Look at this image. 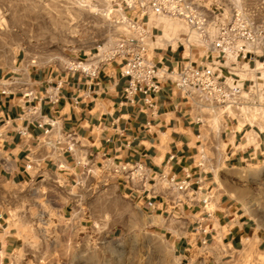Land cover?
I'll return each instance as SVG.
<instances>
[{
    "label": "crops",
    "instance_id": "0c3cea01",
    "mask_svg": "<svg viewBox=\"0 0 264 264\" xmlns=\"http://www.w3.org/2000/svg\"><path fill=\"white\" fill-rule=\"evenodd\" d=\"M0 4L7 10L6 0ZM3 34L0 264H61L59 257L40 252L35 233L40 222L67 234L77 231L89 241L93 233L113 238L127 219L138 234L153 241L159 234L167 241L170 251L163 264H170L172 250L180 264H243L264 252V213L242 199L231 179L264 161V134L225 121L219 132L222 156H210L204 173L197 162L205 128L173 82L164 81L160 92L150 94L153 106L142 93L131 104L119 63L104 62L91 77L43 55L37 61L13 59L12 42ZM159 55L164 66L173 68L187 51L179 47ZM57 86L60 100L54 104L49 94ZM106 160L144 163L157 181V194L148 192L151 185L137 191L121 180H108L100 170ZM162 175L190 177L195 201L174 204V189L159 180ZM126 210L135 215L128 217ZM97 223L99 231L94 230Z\"/></svg>",
    "mask_w": 264,
    "mask_h": 264
},
{
    "label": "built area",
    "instance_id": "2783aa9c",
    "mask_svg": "<svg viewBox=\"0 0 264 264\" xmlns=\"http://www.w3.org/2000/svg\"><path fill=\"white\" fill-rule=\"evenodd\" d=\"M115 4L121 12L115 22L125 25L123 33L109 47L99 45L92 56L68 58L64 69L94 77L104 62H117L127 79L125 97L131 104L142 93L153 106L150 94L160 92L168 80L191 104L195 121L206 130L217 129L212 123L217 116L223 119L222 126L225 121H236L264 134V0H118ZM166 21L183 28H167ZM179 47L187 55L173 68L164 66L159 53ZM49 98L54 104L59 102V86ZM45 124L44 120L38 123L40 127ZM74 144L67 146L69 152ZM209 158L201 149L197 168L204 173ZM100 170L108 174V180H121L137 191L151 185L148 192L157 194L155 177L140 161L106 160ZM159 180L174 189V204L195 201L190 177L162 175ZM10 264L21 263L13 260Z\"/></svg>",
    "mask_w": 264,
    "mask_h": 264
},
{
    "label": "rangeland",
    "instance_id": "374dc122",
    "mask_svg": "<svg viewBox=\"0 0 264 264\" xmlns=\"http://www.w3.org/2000/svg\"><path fill=\"white\" fill-rule=\"evenodd\" d=\"M6 1L7 10L0 4V42L3 33L7 32V39L12 42L13 59L19 56L20 59L26 57V60L37 61L43 55L65 64L72 55L92 56L99 45L109 47L126 28L115 22L121 19L115 4L118 0ZM80 4L84 7H80ZM165 23L167 28H183L169 21ZM216 118H213L212 123L217 125V129H205L201 149L207 156L219 157L223 153L218 146L222 144L219 132L223 129V119ZM235 175L231 179L241 188L242 199L255 205L259 213H264V161L242 169ZM126 215L135 214L126 210ZM108 218L112 221L110 214ZM62 229L59 226L50 227L46 222L35 224L40 252L59 257L61 264H163V256L169 255L170 251L161 235L156 234L153 241V238L138 234L127 219H124V225L115 236L107 239L93 233L91 240H83L77 231L67 234ZM46 230L51 233L47 234ZM94 230H101L100 223ZM46 235L50 241L43 238ZM170 264H180L173 250ZM243 264H264V252L257 258L245 259Z\"/></svg>",
    "mask_w": 264,
    "mask_h": 264
},
{
    "label": "bare ground",
    "instance_id": "6f19581e",
    "mask_svg": "<svg viewBox=\"0 0 264 264\" xmlns=\"http://www.w3.org/2000/svg\"><path fill=\"white\" fill-rule=\"evenodd\" d=\"M80 7H84V5L80 4ZM111 13V11H110ZM121 13V12H120ZM106 18H107V15H106ZM216 119H220V118H216ZM215 119V122H217V120ZM219 121V120H218ZM222 121V120H221ZM218 123V122H217Z\"/></svg>",
    "mask_w": 264,
    "mask_h": 264
}]
</instances>
